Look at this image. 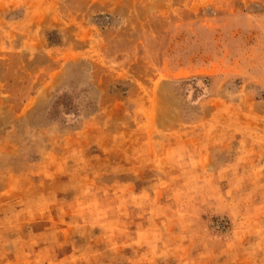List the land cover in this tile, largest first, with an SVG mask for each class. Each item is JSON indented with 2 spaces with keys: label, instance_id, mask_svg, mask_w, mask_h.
I'll return each mask as SVG.
<instances>
[{
  "label": "rangeland",
  "instance_id": "374dc122",
  "mask_svg": "<svg viewBox=\"0 0 264 264\" xmlns=\"http://www.w3.org/2000/svg\"><path fill=\"white\" fill-rule=\"evenodd\" d=\"M0 264H264V0H0Z\"/></svg>",
  "mask_w": 264,
  "mask_h": 264
}]
</instances>
